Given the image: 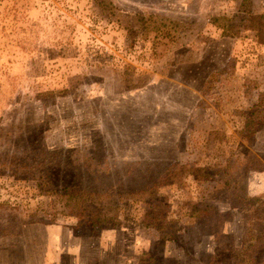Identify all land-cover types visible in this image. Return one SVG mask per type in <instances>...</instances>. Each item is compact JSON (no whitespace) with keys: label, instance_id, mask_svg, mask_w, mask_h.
Returning a JSON list of instances; mask_svg holds the SVG:
<instances>
[{"label":"rangeland","instance_id":"1","mask_svg":"<svg viewBox=\"0 0 264 264\" xmlns=\"http://www.w3.org/2000/svg\"><path fill=\"white\" fill-rule=\"evenodd\" d=\"M259 15L0 0V264H264Z\"/></svg>","mask_w":264,"mask_h":264},{"label":"crops","instance_id":"2","mask_svg":"<svg viewBox=\"0 0 264 264\" xmlns=\"http://www.w3.org/2000/svg\"><path fill=\"white\" fill-rule=\"evenodd\" d=\"M57 245L58 242H56L55 239L54 240L50 239L47 245L48 252H46L45 262L44 263L42 262L41 264H55V262L59 261L63 256L70 258L71 264H79V260H80L79 248L78 251L76 252V248H73L72 245L60 249L58 248ZM25 264H33V263H25Z\"/></svg>","mask_w":264,"mask_h":264},{"label":"trees","instance_id":"3","mask_svg":"<svg viewBox=\"0 0 264 264\" xmlns=\"http://www.w3.org/2000/svg\"><path fill=\"white\" fill-rule=\"evenodd\" d=\"M249 19L253 23V27H251L250 29H252L253 31L256 32L258 42H260V44H264L263 38L260 37L261 35L264 34V24L260 25V26H255V22L259 21V20H264V17L262 15L261 16L260 15L259 16H251ZM222 20H224V19L222 18ZM211 24L215 25L216 27H218V29H220V30H222L223 32H226V33H227L228 29H229V26L226 25V24H219L218 25V24H214L213 22Z\"/></svg>","mask_w":264,"mask_h":264}]
</instances>
